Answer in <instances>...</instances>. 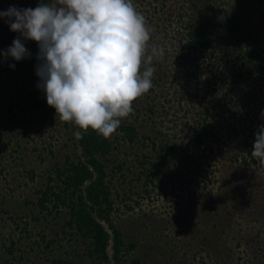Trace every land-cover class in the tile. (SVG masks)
Listing matches in <instances>:
<instances>
[{
	"label": "rangeland",
	"instance_id": "rangeland-1",
	"mask_svg": "<svg viewBox=\"0 0 264 264\" xmlns=\"http://www.w3.org/2000/svg\"><path fill=\"white\" fill-rule=\"evenodd\" d=\"M203 1L132 0L151 29L149 50L153 44L162 46L164 57H154L151 65H145L155 69L153 87L121 119L136 128V140L130 143L122 133L110 137L116 150L107 170L122 164L125 177L123 182L113 170L110 186L116 210L112 221L124 242L135 245L119 264H134V259L140 264H264V165L233 161L239 152L222 129L225 118L213 124L215 139H206L213 153L194 148L191 126L185 125L201 110L204 87L191 85L186 93L184 84L177 85L185 79L181 64L186 55L177 46L182 27L178 18L187 21L191 6ZM236 2L253 12L264 9V0H230ZM12 6L35 9L39 0H0V11ZM252 18V27L258 23L263 29L257 33L261 36L264 20L260 23L258 12ZM14 34L0 19V264H49L59 257L89 264L85 244L64 226L67 210L60 207L49 213L36 204L37 190L45 187L48 177H55L52 171L63 166L66 156L74 157L76 136L54 108L20 111L24 99L19 97L39 83V61L5 59L3 53L12 46ZM22 42L27 49L28 41ZM227 43L218 40L215 51L226 52ZM234 51L230 49L228 55L233 57ZM178 89L183 92L181 102L175 93ZM197 94L199 98L194 97ZM253 121L255 137L263 119L259 114ZM164 138L175 144L171 155L159 150ZM204 168L214 173L204 179Z\"/></svg>",
	"mask_w": 264,
	"mask_h": 264
},
{
	"label": "trees",
	"instance_id": "trees-1",
	"mask_svg": "<svg viewBox=\"0 0 264 264\" xmlns=\"http://www.w3.org/2000/svg\"><path fill=\"white\" fill-rule=\"evenodd\" d=\"M49 2L39 0V5ZM226 6L227 10H223ZM256 10L253 12L251 8L247 9L237 2L231 4L230 0H204L201 4L194 3L191 6L187 21L184 22L183 17L179 16L182 27L178 31L177 46L179 53L185 50L186 55L181 64L185 67V79L183 82L178 81L177 85L184 84L186 93L191 85L204 87V102L200 99L199 103L201 110L195 112L191 124L185 123L191 126L190 136L194 148L202 147L203 152L213 153V145L208 144L206 139H215L217 132L213 124L225 118L226 125L222 129L226 130L231 147L239 152L233 161L260 166L251 156L255 142V137L251 135L253 119L264 112V39L261 38L264 33L261 36L257 34L263 32L258 23L252 27V17L256 12L261 15L260 23L263 22L264 9ZM19 35L14 34L11 41ZM218 40H228L226 52L215 51ZM230 49L235 50L233 57L228 55ZM27 50L31 53L30 59L38 61L37 43L28 41ZM175 93H179L181 102L183 92L178 89ZM19 98L24 99L23 106L19 107L21 112L28 109L34 112L53 109L47 104L45 93L38 87ZM259 107L262 109L256 114ZM65 126L70 127L73 134L83 131L74 122H65ZM115 133H122V138L130 143L137 137L136 128L125 123H120ZM215 142L218 143V139ZM152 146L154 149L157 147L154 142ZM113 150H116L114 141L89 129L80 139L75 137L74 157L66 156L63 166L52 171L55 177H48L45 187L37 190L39 197L36 204L40 210L49 213L60 207L67 210L68 221L64 226L85 244V254L91 261L89 264H119L123 255L135 247L133 243L124 242L121 232L112 221V214L116 210L110 186L115 177L113 170L119 172V179L125 182L121 173L122 164L115 165L111 172L107 170V163L114 160L110 159ZM159 150L164 155H171L175 152V144L164 138L160 141ZM166 168L169 170V167ZM210 173L214 171L204 168V179ZM176 174V171L172 172L171 177ZM30 176L32 179L33 175ZM54 180L56 183H53ZM125 208L130 209L128 205ZM7 250L12 253V246ZM132 262L140 264L138 259ZM49 264L74 262L59 257L52 259Z\"/></svg>",
	"mask_w": 264,
	"mask_h": 264
},
{
	"label": "clouds",
	"instance_id": "clouds-1",
	"mask_svg": "<svg viewBox=\"0 0 264 264\" xmlns=\"http://www.w3.org/2000/svg\"><path fill=\"white\" fill-rule=\"evenodd\" d=\"M0 19L20 34L3 53L5 59L30 58L22 41L37 43V87L62 121L83 130L74 133L77 139L89 129L110 138L132 112L133 102L153 87L155 69L145 65L164 57L162 46L153 44L149 50L151 29L132 0L12 6L0 11ZM251 156L264 165V125L255 134Z\"/></svg>",
	"mask_w": 264,
	"mask_h": 264
}]
</instances>
